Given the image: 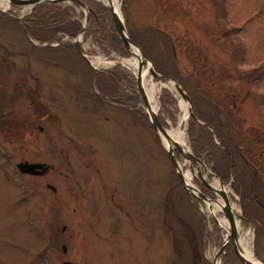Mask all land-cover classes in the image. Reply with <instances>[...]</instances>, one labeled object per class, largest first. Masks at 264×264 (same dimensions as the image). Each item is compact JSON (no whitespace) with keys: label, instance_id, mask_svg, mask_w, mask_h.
I'll list each match as a JSON object with an SVG mask.
<instances>
[{"label":"rangeland","instance_id":"rangeland-1","mask_svg":"<svg viewBox=\"0 0 264 264\" xmlns=\"http://www.w3.org/2000/svg\"><path fill=\"white\" fill-rule=\"evenodd\" d=\"M83 1L91 9L86 22L85 10L70 1L39 2L25 13V5H10L13 14L0 9V264H211L223 231L208 206L182 186L145 122L137 70L123 61L131 59L108 5ZM48 9L54 12L42 16ZM120 12L130 39L190 102L182 128L180 101L189 104L168 81L153 79L148 85L166 84L156 91L154 111L160 124L167 132L179 123L185 152L201 158L221 179L230 206L249 219L237 221L251 233L252 257L264 264V0H121ZM57 17L53 31L34 28ZM74 24L77 30L68 34ZM77 36L92 65L97 59L113 64H87L75 53ZM34 86L39 97L31 101L40 106L38 112L22 94ZM113 97L126 99V116L110 103ZM45 104L51 117L41 115ZM213 119L223 126L225 137L238 143L242 156L222 153V132L213 128ZM90 148L99 154L88 155ZM61 150L71 164L80 165L77 175L87 171L88 157L97 156L101 165V157L108 158L103 171L119 191L127 215L107 210V225L100 213L107 237L102 244L93 245L84 226L91 222L86 209L93 194L78 200L83 222L74 211L77 203L67 201L70 195L58 183L63 179L59 171H66L60 166ZM25 155L52 164L59 173L50 169L44 177L19 175L13 160ZM221 159L230 165L216 174L213 166ZM189 165L184 163L183 175L192 167L196 173ZM190 177L203 195L215 197L192 178L191 170ZM212 179L207 175L209 184ZM45 182L55 186L54 193ZM63 225L66 234L72 233L68 243ZM67 227L78 228L82 236L75 239ZM61 243H67L68 254L61 252ZM218 264H242L230 243Z\"/></svg>","mask_w":264,"mask_h":264},{"label":"water","instance_id":"water-1","mask_svg":"<svg viewBox=\"0 0 264 264\" xmlns=\"http://www.w3.org/2000/svg\"><path fill=\"white\" fill-rule=\"evenodd\" d=\"M58 1H70L82 7L85 10V22H86L87 13L88 11H91V9L86 5V3H84L83 0H5V5L3 7H0V9L1 11H8L9 13L13 14L14 11L13 9L10 8V5H29V8H31L32 6L38 4L39 2H58ZM116 2H117L116 7L108 6L111 11L113 26L116 30L117 35L119 36V39L121 40L123 46L125 47L128 57L134 60L137 59L136 62H138V66L145 67L143 70H137V72H135L136 89L138 90L139 95L143 101L144 111L147 115L148 121L151 127L153 128V130L155 131L163 148L165 149L167 156L171 162L172 168L174 169V172L176 173L179 181L181 182L185 190L188 192V194L197 198L199 201L207 203V206H210L211 202H217L218 196L223 201V205H220L219 211L222 213V215L224 216L227 222L228 232L226 233L225 236L222 237L221 244L219 245V247L217 248L211 259V264H216V260L219 259V257L224 252L225 248L228 246L229 243L231 244L237 259L242 264H263L258 259L249 260L246 257H244L240 245L238 243L235 220L237 221L238 219L239 221L246 223L249 221V219L245 218L239 211H234L228 204L229 201L227 199V195H225V193H223L222 191L213 188L209 184V182H207L206 177L207 175L215 177L219 181V183L223 185L221 179H219L212 172V170L209 167H207V165H205L204 161L201 158L194 156L190 151H189L190 153L185 154L183 152V149L180 147V145H178V143L174 142L168 136L167 132L165 131V128L160 124L156 116V113L151 110L148 104L147 96L144 91V82L146 75L147 76L149 75L152 79H156V80H165V79L172 80L174 82V88L181 95L183 100L187 101V103L189 104L187 108L188 116H190L191 113L190 102L187 96L185 95V93L183 92V90L181 89V87L172 78L168 77L167 75H161L157 73L153 67V63L151 59L142 51V49L136 43H134L130 39L125 29L124 21L120 12L121 0H116ZM73 44L77 52L79 53L80 57L89 65L94 67V65L90 63L89 59L82 52L78 36L75 37V39L73 40ZM181 127L183 128V123ZM161 136L166 140L165 143H163ZM179 157L185 158L190 162L189 168L194 166L196 173H194L193 167L192 169L190 168L192 178L197 179L202 185H204L209 191H211V193L215 196L213 199L203 195L199 191V189L195 185H193L192 181L186 182V180H184V175L179 165ZM42 166H44V164L35 165V164H27L26 162L16 163V168L18 169L19 172L28 173V174L42 173L46 169V166L45 167ZM37 167H42V170L35 171L34 169Z\"/></svg>","mask_w":264,"mask_h":264},{"label":"flooded vegetation","instance_id":"flooded-vegetation-1","mask_svg":"<svg viewBox=\"0 0 264 264\" xmlns=\"http://www.w3.org/2000/svg\"><path fill=\"white\" fill-rule=\"evenodd\" d=\"M23 96H25V95H23ZM35 96L39 97L38 93H35ZM25 97H28V96H25ZM113 98L115 100L111 101L110 103L114 105V108L117 111L121 110L123 112V114L125 113L124 116H126V111L128 109L127 104H126V99L124 97H123V99H118L117 97H113ZM41 103H42V101H41ZM30 104L29 105H30L31 109L35 108L32 101ZM48 110L49 109L46 106V104L43 105V111L41 112V115L43 113L45 115L48 113L47 115H49L50 111H48ZM37 112H38V110H37ZM104 119H105V117H104ZM106 119H107V117H106ZM124 131H126L125 127H124ZM65 135H67V134L65 133ZM70 140H73V138H71L69 136V141ZM79 149L81 150V147H79ZM83 150H85V149H83ZM89 151H91V152H88V150H87L88 155H90L92 152L95 153L96 155L99 154V152H97L98 154L96 153L95 149L90 148ZM68 155L69 154L67 152H63L60 156V158H61L60 166H61V168L65 167L66 171H64V172L62 170L59 171L62 173L63 179L60 178V180H58V183L61 186V188L63 189V191H65V193L67 195H70V197L67 198V201H72V202L77 203V208L74 207V211L79 212V214L81 215V220L83 222H84V219L86 217L83 216L84 209H83V206L81 205V202L78 200L81 198H82V200H84L85 197L91 196L93 194L92 198H90L92 202L87 206V209H86V211H89L88 214L92 215L91 219H90L91 222L86 221L84 226L87 228V231L90 233V236L92 234L91 238L93 240V245L96 243L102 244L101 241H103V242L107 241V237L105 236L106 233L103 230V224H100V222H99L100 221V218H99L100 213H102V219H104V221H105V223H107V225H108L109 220H110L109 213L110 212L114 213V211H116V208L120 211V213H123V214L126 213L125 215H127V212L124 209V201L120 197L119 191L116 189L114 183L111 184V183L107 182L108 178H107L106 172L108 173V171H106V172L103 171L106 167V164L108 163V158L106 156L101 157L102 161H104V164H105V165H101L99 163L98 159L96 158L97 156H95L93 158L88 157L89 160H88V162H86L87 169L85 168L87 171L85 172V174L77 175L76 174V167H78L80 165H77L76 162L71 164L72 161H71V159L68 158ZM72 160L74 161V158H72ZM13 162H14L13 163L14 165L17 162H26L27 164H35V165L44 164V166H42V167L46 166V169L42 173H39V174L20 173L17 170L19 175H24V176L26 175V176H29L32 178L44 177L50 169H53L56 172H58L53 167L52 164L45 162V161L37 160L36 158H31L30 155L22 156L20 159H17V160L14 159ZM73 165H75L74 166L75 168L72 167ZM42 167H37L34 170L35 171H41ZM70 182H72L73 184L71 185ZM44 187L49 189L53 193L56 190L55 186L51 183H48V182L44 183ZM69 191L72 192V194H70ZM111 192H113V193H111ZM107 210L110 212H108ZM96 215L98 218H96L97 222H96V224H94L93 219H94V216H96ZM98 222H99V224H97ZM65 228H66V226L63 225L61 227V231L65 235H67L66 237H68L67 238V240H68L67 243H68L71 240L72 233L69 232L66 234ZM67 228L69 230L71 229V227H67ZM71 231L74 232L73 235L75 236V239L82 236L80 234L81 231L78 228H73V229H71ZM95 241H96V243H95ZM67 243H61L60 244L61 252L64 254H66V253L68 254ZM63 262L64 263H70L72 261L71 260H63Z\"/></svg>","mask_w":264,"mask_h":264},{"label":"bare ground","instance_id":"bare-ground-1","mask_svg":"<svg viewBox=\"0 0 264 264\" xmlns=\"http://www.w3.org/2000/svg\"><path fill=\"white\" fill-rule=\"evenodd\" d=\"M98 1H101L102 3H104L105 5H108V6H115V7L117 6L116 0H98ZM0 4H1L0 6L3 7L5 5V2L1 3V1H0ZM25 6H28V7L25 10H23L22 13L27 12L28 9H29V5H25ZM136 60L131 59V61H129V60H123V61H124V63H127V65H130L131 67L132 66L135 67L136 70H143L145 67L138 66V62H135ZM95 64H100L99 66L105 67L107 65H112L113 63H108V62L100 61L99 59H97L96 62H93V65H95ZM96 66H98V65H96ZM152 81H153V79L149 75L145 76L144 91H145V94L147 96L148 104H149L151 110L154 111L156 109V100L155 99H156V91L158 90V85H159V87H160V85H162L161 87H163L166 84H164V83L163 84L156 83L154 86L148 85L149 83H152ZM160 81H168L169 88H171L172 90H174V92H176V89L174 88V82L172 80L165 79V80H160ZM180 97H181V95H180ZM180 106L183 109V112H184L183 115L185 116L188 113L187 112V108L188 107L186 105H184L182 103V101H180ZM186 119H187V116L184 117L183 125L185 124ZM167 132H168V136L174 142H176V143H178V145H180V147L183 149V152L185 154H188L189 152L188 151L185 152V150L183 148V145L180 144V142L182 141V138H183V132L180 131L179 123H178V125L172 127ZM161 139H162L163 143L166 142V140L162 136H161ZM184 159H182L184 162L182 164H180V167H181L182 171H183L184 163L188 161V160H186V159L184 160ZM184 175H185L184 176V180H186V182H191L190 170L189 169H187L185 171ZM210 183H211L210 185L213 188H215V189H217L219 191H222L223 193H225V195L228 194L227 193L228 191H227L226 187H224V185L219 183L218 180H216V179L213 180L212 179ZM227 199H228V195H227ZM204 204L207 205V203H204ZM228 204L230 206V203H228ZM220 205H223V201L218 196L217 202H211L210 206H208L207 208L209 210V216L211 218L213 217L214 221L219 226L220 230L223 231V236H225L226 233L228 232V225H227L226 220L223 219L222 216L219 214L220 213V211H219L220 210ZM233 210L236 211L235 209H233ZM235 225H236V232L238 231L237 232L238 243H239L240 248L242 250L243 256L246 257L249 260H254V258L252 257V254H251V247H250L251 233L249 232V230L247 228L240 227L239 222L236 221V220H235ZM216 264H218V259L216 260Z\"/></svg>","mask_w":264,"mask_h":264},{"label":"trees","instance_id":"trees-1","mask_svg":"<svg viewBox=\"0 0 264 264\" xmlns=\"http://www.w3.org/2000/svg\"><path fill=\"white\" fill-rule=\"evenodd\" d=\"M47 13H46V12ZM45 11H43L42 12V16L44 15V14H47V17L50 15V14H52L54 11L53 10H45ZM60 19V17H57L56 19H52V20H49V21H46V22H44V21H42L41 23H36V26L34 27V28H41L43 31H48V30H52L53 31V25H52V22L53 21H57V20H59ZM61 21V20H60ZM31 22H33V21H31ZM49 23V24H48ZM75 25V27L73 28V27H71L70 29H66V31H67V33L68 34H71V33H74L76 30H77V27H76V24H74ZM34 28H32V29H34ZM40 29V30H41ZM63 28H61V30H62ZM52 31H49V32H52ZM72 35V34H71ZM45 39V38H44ZM141 48H142V46H141ZM144 50V49H143ZM68 52V51H67ZM75 53H76V51H75ZM70 55V53L68 52V56ZM84 64H85V62H84ZM35 93H37V91H36V87L34 86L33 87V89H30L29 90V88H27L26 87V89H25V91H23L22 92V94L23 95H25V96H28L27 98L28 99H30V100H32V99H34L33 100V102L34 101H37L38 100V98L35 96ZM21 94V93H20ZM1 105V104H0ZM4 105V104H3ZM34 105V104H33ZM35 106V105H34ZM38 108H40L39 106H38ZM36 106H35V108H33L32 110H34V111H36V110H39ZM43 116L45 115L44 113L42 114ZM47 115V114H46ZM49 116L51 117V114H49ZM4 122V118L0 115V123H3ZM8 125H10V124H8ZM212 125H213V128H216V129H220V132H222V136L220 137V142H221V144L224 146V149H226L225 150V152L223 151L222 153L223 154H228L229 155V153H227V150H228V152H230V153H237V154H239L240 156H242L243 154H242V151H241V154H240V151L238 150V143H234V141H232V140H230V139H228V137H225L224 135V133H225V131H224V129H223V126L221 125V124H218V122L215 120V119H213V121H212ZM150 127V126H149ZM0 128H2V127H0ZM2 131H3V129H2ZM225 137V138H224ZM214 146V145H213ZM210 148H212L213 149V147H212V143L210 144ZM209 153H212L210 150H209ZM206 155H207V153H206ZM230 165V163H226V161L224 160V159H221V164H220V162L219 161H216V163H215V166H213V170L216 172V174H217V169H219L220 171H221V169H224V170H226L227 168H228V166ZM220 167V168H219ZM222 174H224V176L225 175H227V172L225 171V172H222ZM221 174V175H222ZM221 175H219V176H221ZM223 176V175H222ZM193 252H194V254H195V249H194V246H193Z\"/></svg>","mask_w":264,"mask_h":264}]
</instances>
